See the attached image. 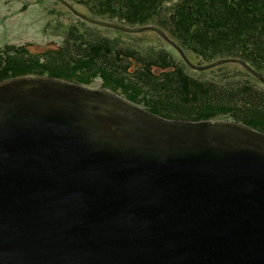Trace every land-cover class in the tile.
I'll return each instance as SVG.
<instances>
[{
	"label": "water",
	"instance_id": "water-1",
	"mask_svg": "<svg viewBox=\"0 0 264 264\" xmlns=\"http://www.w3.org/2000/svg\"><path fill=\"white\" fill-rule=\"evenodd\" d=\"M76 15L126 32L161 27ZM0 264H264V131L51 75L0 81Z\"/></svg>",
	"mask_w": 264,
	"mask_h": 264
},
{
	"label": "trees",
	"instance_id": "trees-1",
	"mask_svg": "<svg viewBox=\"0 0 264 264\" xmlns=\"http://www.w3.org/2000/svg\"><path fill=\"white\" fill-rule=\"evenodd\" d=\"M69 1L86 6L89 15L100 19L157 25L187 53L205 61L200 64L235 57L264 71V0ZM69 34L62 47L41 53L26 44L0 45V81L51 75L92 86L99 79L101 87L165 117L228 119L264 131V89L240 76H253L245 67L236 74L220 71L200 78L167 50L141 52L118 46L120 39L110 41L77 29Z\"/></svg>",
	"mask_w": 264,
	"mask_h": 264
},
{
	"label": "rangeland",
	"instance_id": "rangeland-1",
	"mask_svg": "<svg viewBox=\"0 0 264 264\" xmlns=\"http://www.w3.org/2000/svg\"><path fill=\"white\" fill-rule=\"evenodd\" d=\"M72 4L83 13L88 14L86 6ZM106 17L109 18L107 15ZM112 21H117V19H112ZM72 29L110 41L120 39L118 46L129 47L141 52L149 51L152 48L164 49L169 51L176 60L179 58L183 60L178 50L154 30L126 32L97 25L82 19L59 0H0V45L2 47L26 44L29 50L34 53L58 49L65 44ZM186 54L194 63L205 62L190 51ZM187 68L191 75L200 78H211L220 71H230L229 73L236 74L237 70L245 69L239 62H227L206 70H197L190 66ZM260 72L264 75V71ZM240 76L251 78L252 83L264 89V83L256 76L243 72ZM92 86L101 87V80L97 79Z\"/></svg>",
	"mask_w": 264,
	"mask_h": 264
},
{
	"label": "bare ground",
	"instance_id": "bare-ground-1",
	"mask_svg": "<svg viewBox=\"0 0 264 264\" xmlns=\"http://www.w3.org/2000/svg\"><path fill=\"white\" fill-rule=\"evenodd\" d=\"M92 16V15H91ZM115 22V21H114ZM119 23V22H118Z\"/></svg>",
	"mask_w": 264,
	"mask_h": 264
}]
</instances>
